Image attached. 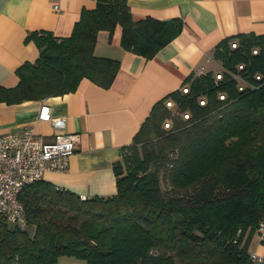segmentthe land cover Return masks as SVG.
Masks as SVG:
<instances>
[{
    "label": "trees",
    "instance_id": "trees-1",
    "mask_svg": "<svg viewBox=\"0 0 264 264\" xmlns=\"http://www.w3.org/2000/svg\"><path fill=\"white\" fill-rule=\"evenodd\" d=\"M117 25L120 45L149 59L181 32L183 20H133L127 0H95L68 36L28 34L38 56L15 69V85L0 84V102L72 92L82 78L109 87L119 60L97 56L94 46L100 30L111 34ZM212 58L235 71L242 63L238 72L255 86L238 90L229 75L215 80L212 70L187 75L180 88L153 104L121 148L110 196L81 198L43 180L24 186L19 200L27 229L0 215V264H53L61 258L86 264H247L264 217V34L226 36ZM199 97L206 98L204 105ZM169 98L189 117L173 116L166 129Z\"/></svg>",
    "mask_w": 264,
    "mask_h": 264
},
{
    "label": "crops",
    "instance_id": "crops-1",
    "mask_svg": "<svg viewBox=\"0 0 264 264\" xmlns=\"http://www.w3.org/2000/svg\"><path fill=\"white\" fill-rule=\"evenodd\" d=\"M127 5L133 20L179 17L183 28L149 59L120 45L119 25L111 34L100 30L94 53L120 63L109 87L82 78L72 92L16 104L0 102V132L32 126L50 141L54 128L37 120L40 106L48 104L53 115L66 118V131L77 136L76 148L65 171L45 172L42 180L78 196L116 192L112 165L121 148L132 141L156 101L180 88L190 73L213 68L212 51L221 39L237 33L264 34V0H127ZM94 6V0H0V84L15 85V69L37 58L39 48L27 38L29 33L68 36L82 9ZM255 239L249 251L264 254V243ZM53 264L86 263L61 258Z\"/></svg>",
    "mask_w": 264,
    "mask_h": 264
},
{
    "label": "built area",
    "instance_id": "built-area-1",
    "mask_svg": "<svg viewBox=\"0 0 264 264\" xmlns=\"http://www.w3.org/2000/svg\"><path fill=\"white\" fill-rule=\"evenodd\" d=\"M95 1V0H94ZM58 10V4L54 5ZM236 42L231 47H236ZM252 53H257L254 48ZM242 63L237 65V71L221 67L214 72V79L221 80L223 74L229 75L236 82L238 90L255 86L238 71L243 69ZM204 72L203 69L197 73ZM256 80H261L260 74H255ZM188 86L182 87L183 92H188ZM218 97L225 99V93L219 92ZM205 97H199L198 102L204 105ZM167 108L175 106L173 99L165 100ZM183 118H188L189 113H180ZM37 120L48 122L53 128V139L44 140L32 126L18 131L0 132V215L7 223L20 230L27 229V220L24 208L19 200V193L24 186L42 180L45 172H63L68 165V158L77 145V136L65 129L66 118L53 115L48 104H42L37 114ZM164 127H170L169 121L164 122ZM84 198L85 196H80ZM256 233L261 243H264V217L258 222ZM247 264H264V254L251 252Z\"/></svg>",
    "mask_w": 264,
    "mask_h": 264
},
{
    "label": "rangeland",
    "instance_id": "rangeland-1",
    "mask_svg": "<svg viewBox=\"0 0 264 264\" xmlns=\"http://www.w3.org/2000/svg\"><path fill=\"white\" fill-rule=\"evenodd\" d=\"M213 63V68L211 69L213 72H215L216 70H218L219 68H220V63L218 62V61H216V60H214V62H212ZM170 111H171V117L170 118H167L165 121H169V123H170V126H171V123H172V117L173 116H175V115H179V116H181V114H179V112L177 111V109H176V107L174 106V107H172V108H170ZM164 121V122H165ZM164 122H163V127H164ZM164 128H166V129H168V128H170V127H164ZM29 231H30V229H29ZM253 237V243H254V241L256 242V239L255 238H258V236L256 235V233H254V235L252 236ZM251 242H252V239H251ZM250 249H251V246H250ZM251 251H252V249H251Z\"/></svg>",
    "mask_w": 264,
    "mask_h": 264
}]
</instances>
